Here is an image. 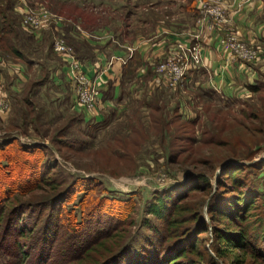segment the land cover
Instances as JSON below:
<instances>
[{
	"label": "rangeland",
	"instance_id": "374dc122",
	"mask_svg": "<svg viewBox=\"0 0 264 264\" xmlns=\"http://www.w3.org/2000/svg\"><path fill=\"white\" fill-rule=\"evenodd\" d=\"M17 1L19 2L12 1L14 2V19L23 31L18 45L31 59L32 67L30 68L24 61L18 62L12 56L4 57L0 52V83L6 88L7 93V99L3 100V103L0 101V140L16 138L15 140L25 144L42 143L48 147V156L54 157L60 168L49 174L44 172L43 177L47 175L53 177L57 172L62 171L73 177L78 175L96 177L100 179L105 189L121 197L135 193L138 204L131 217L138 224L136 235L140 238L136 244L138 250L145 240L143 234L147 233L146 221L152 219L146 214L152 193L174 185L185 184L190 180L191 171H193L191 166L184 168L174 164L168 157L170 140L161 142L160 138L154 134L155 131L151 130L150 113L159 115L157 112H150L146 107L147 102L153 97L164 106L162 111L166 118L179 104V114L182 119L195 121L193 137L196 138V143L192 145V149L196 159L211 157L220 164L225 159L234 157L233 155L247 154L250 159L247 163L264 162V4L256 25V30L261 33V36L259 38L252 35L253 39L250 40L234 26L233 15L245 13L251 8L250 5L254 3V0L243 3L241 1L239 4L234 1L232 8L224 0H192L191 2L180 0L181 7L178 0L174 2L168 0L167 2L161 0ZM262 1L264 3V0ZM3 3H5L4 0H0V5ZM208 3L221 12L224 22L220 21V17H207L208 20H203V9ZM19 5L21 8L22 6H30L33 9L43 7L53 15L50 28L36 33L37 43L26 36L29 32L24 31L21 25L22 14H20ZM179 13L182 14L183 23L189 25V27H183L186 31L183 35L187 37L184 38L186 41H180L174 47L172 44L170 51L168 50L169 53L177 48L178 44L189 41L193 36L199 35L201 39L205 33L218 34L219 32H223L218 40L220 49L221 40L230 35L229 37L235 36L242 41L248 50L257 51L258 58L248 63L226 57L228 62H240L245 68L246 79L241 80L243 85L241 95L239 93L234 98L227 99L206 87L205 84L209 81V75L204 69L206 65L193 72L191 82L184 81L183 87L171 89L163 83L155 70V66L166 59L169 53L165 58L156 60L147 67H142L137 58L132 65H126L124 69L120 100L111 107V111L103 113L107 123L97 126L96 121L100 116L90 117L76 108L72 101L71 85L66 84L63 88L56 85L60 81L57 69L63 61L52 51V46L58 39L66 42L63 38L66 37L68 27L81 25L83 28L85 25L81 22V18H86L93 24L100 22L110 34L113 32L115 36L126 39L131 44L137 37L152 36L160 28L159 26L163 25L162 21L171 27L174 15ZM1 18L0 16V23ZM200 45L203 54L202 44ZM221 52L226 56L223 49ZM20 64L29 77V81L32 82L42 79L46 70L50 72V83L38 90L40 99L35 98L34 95L31 97L28 95L35 106L26 105L24 100L21 102L22 97L15 96V94L18 95V90L24 83L20 76L22 67H16ZM138 68H142V73L138 71ZM250 85H261L260 87L263 88L260 92L253 93L248 89ZM243 109H247L250 114L255 112L253 114L257 118L240 119ZM69 122L73 123L70 124L67 134L59 136ZM185 126L180 133L188 131V135L192 136V129L186 124ZM259 130H261L260 134ZM205 132L207 134L203 135ZM139 133H143L145 138L143 139L142 134L139 135ZM69 137L79 142L76 152L63 149V145L59 144V141L69 143ZM211 137L214 138V144L200 143L201 140ZM123 140L131 151L130 159L127 160H119L118 155L115 154L123 152L118 145V141ZM134 142L138 144L135 145ZM15 148L16 146H12L7 154L8 158L15 162L14 169L12 168L14 176L0 180L2 184H0V192L2 193L5 189L19 192L21 195L28 194L24 199H29L30 195L44 194L38 190L31 194L30 186L23 184L26 178L32 182V185L36 184L32 178L38 177L44 170V165L40 166L37 175L31 174L30 172L35 170L33 166L36 165V155L27 152L21 154ZM44 155L47 154L45 152L39 154L42 157L39 161L45 158ZM220 170L217 168L218 172ZM256 173L259 175L258 182L264 192V178H261L264 176V168ZM41 184L45 186L44 183ZM194 196L203 197V194L196 192ZM4 261L3 256L0 255V263Z\"/></svg>",
	"mask_w": 264,
	"mask_h": 264
},
{
	"label": "trees",
	"instance_id": "16d2710c",
	"mask_svg": "<svg viewBox=\"0 0 264 264\" xmlns=\"http://www.w3.org/2000/svg\"><path fill=\"white\" fill-rule=\"evenodd\" d=\"M12 1L4 0L0 5V52L31 68V59L18 45L23 31L14 19ZM50 80L46 70L42 79L29 81L21 96H15L35 106L29 97L40 99L38 90ZM260 86L250 85L248 89L258 93L263 88ZM146 107L159 113H150L151 130L161 142L170 140L169 159L184 168L191 166L193 171L185 184L152 193L146 212L152 219L146 221L142 247L136 248L138 224L131 217L138 204L135 193L121 197L105 189L96 177H73L62 171L43 177L44 172L60 168L58 161L48 156V147L8 138L0 140V180L14 176L15 162L7 154L16 146L21 154L36 155L31 174L37 175L44 165L38 177L32 178L36 184L28 178L23 183L30 186L31 194L37 190L44 194L24 199L28 194L0 192V255L5 260L0 264H264V192L256 173L264 168V162L247 163V154L233 155L220 164L211 157L196 159L192 149L196 123L182 119L180 105L167 118L158 99L153 97ZM253 113L243 109L240 119L257 118ZM96 122L97 126L107 123L106 119ZM72 123L59 136L67 134ZM185 124L192 129V136L188 131L180 133ZM214 142L212 137L200 141ZM59 144L76 152L79 142L71 137L69 143ZM118 145L123 152L115 153L117 158L130 159L125 141H118ZM44 152L47 155L39 161V154ZM196 192L203 197L194 196Z\"/></svg>",
	"mask_w": 264,
	"mask_h": 264
},
{
	"label": "crops",
	"instance_id": "0c3cea01",
	"mask_svg": "<svg viewBox=\"0 0 264 264\" xmlns=\"http://www.w3.org/2000/svg\"><path fill=\"white\" fill-rule=\"evenodd\" d=\"M161 1L167 2V0ZM168 1L174 2V0ZM178 1L181 7V1ZM224 1L230 6V8H232L234 1L238 4L241 1L243 3V0ZM263 4L262 0H254V3L250 5L251 8L247 9L245 13L233 15L234 26L240 30L243 33V36L247 39L252 40V35L259 38L261 36V33L256 30V25ZM21 11L20 6V14ZM181 19V13L175 14L173 18L174 22L171 27H168L165 21H162L161 24L163 25H160V28L155 31L152 36L137 37L134 42L131 41V44H129L128 40L123 38L120 39L118 36H115L113 32L110 34L109 30L103 28L100 22H94L93 24L86 18H81V22L86 27L84 26L82 28L81 25H76V27L79 26L85 33L97 35L99 39L88 36L85 37L77 31L76 27H68L66 37L63 39H65L67 44L73 48L76 58L81 62L83 70L89 78L97 79V81L100 82L102 103L104 104V107L101 110L100 118L97 119L99 122L105 120L103 113L111 111V107L120 100L121 80L126 65H132V63L139 58L142 67L150 66L154 61L165 58L168 55L172 44L174 47L178 42L185 41L184 38L187 37V35H183L185 34L184 32H186L183 27H189V25L184 24ZM222 33H205L198 43L202 44L203 57L206 65L204 69L209 75V81L205 86L216 91V93L218 92L224 98L230 99L234 98V96L239 93L241 95V89L243 86L241 80L243 81V79H246V72L240 62H228L226 56L221 52L218 40ZM27 35L31 40L34 39L36 41L35 43L38 42V39L36 40L38 36L31 33ZM38 44H40V42ZM58 57H60L63 62L59 69H57V73L60 74V81L57 82L56 85L63 88L66 84H70L72 101L74 102L73 84L71 82V73L67 66V60L59 55ZM16 67L20 68L22 65L20 64V66ZM20 69V76L24 83L22 88L18 90L19 96L23 93L25 84L29 81V77H27L23 67ZM138 71L142 73V68H138ZM192 77L193 72L190 73L186 81L191 82Z\"/></svg>",
	"mask_w": 264,
	"mask_h": 264
},
{
	"label": "built area",
	"instance_id": "2783aa9c",
	"mask_svg": "<svg viewBox=\"0 0 264 264\" xmlns=\"http://www.w3.org/2000/svg\"><path fill=\"white\" fill-rule=\"evenodd\" d=\"M215 9V7L208 3L205 9H203V14L205 15H203V20H208L207 17H220V21L224 22L225 20L221 16V12ZM21 10V25L27 32L36 35L40 30L50 28L53 15L46 8L33 9L30 6H22ZM76 29L85 37L99 39L97 35L85 33L79 26ZM229 36L227 35L226 38L221 40V49L225 52L226 57L238 59L246 63L253 62L258 58L257 51L248 50V47L242 41H239L237 37ZM199 40L198 35L191 37L187 42H181L177 48L169 53L166 59L160 61L155 66L156 73L167 87L176 89L190 73L205 66L201 45L198 43ZM53 52L67 60V66L71 73L76 108L79 111L85 112L90 117H99L100 111L104 107L100 82L97 79L89 78L83 70L81 62L76 58L73 48L64 40H55ZM6 99V88L0 83V101L3 103V100Z\"/></svg>",
	"mask_w": 264,
	"mask_h": 264
}]
</instances>
